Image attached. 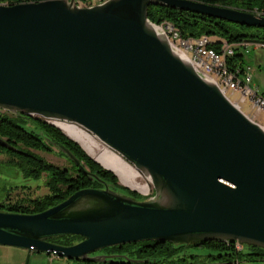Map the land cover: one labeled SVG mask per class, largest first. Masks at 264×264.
I'll use <instances>...</instances> for the list:
<instances>
[{"label":"water","instance_id":"95a60500","mask_svg":"<svg viewBox=\"0 0 264 264\" xmlns=\"http://www.w3.org/2000/svg\"><path fill=\"white\" fill-rule=\"evenodd\" d=\"M150 5L264 27V15L197 0L0 2V109L77 123L155 189L137 199L111 188L29 119L104 187L79 189L36 213L0 210V245L27 250L25 264L32 251L101 263L107 255L92 253L146 240L264 250V126L158 33ZM0 144L25 153L1 137ZM66 235L83 239L51 241Z\"/></svg>","mask_w":264,"mask_h":264},{"label":"trees","instance_id":"16d2710c","mask_svg":"<svg viewBox=\"0 0 264 264\" xmlns=\"http://www.w3.org/2000/svg\"><path fill=\"white\" fill-rule=\"evenodd\" d=\"M26 0H0L1 3L15 4ZM42 1V0H36ZM208 4L236 7L243 10L264 13V0H197ZM149 19L155 23L173 22L185 37H201L203 35L215 38L212 46L220 47L226 41L238 44L247 41L264 42V27L248 26L228 20L211 17L202 13L182 10L168 5H150ZM241 54L237 52L229 58V64L244 67L239 62ZM42 130L64 146L80 159L83 166L107 182L113 189L131 195L137 199L144 196L137 190L119 182L118 176L96 161L83 146L66 135L62 129L41 117H35ZM23 117H13L0 110V137L14 150L0 144V165L3 162L12 166L25 178L42 180L49 192L39 197L20 198L15 202H0V210L36 213L43 211L68 198L72 193L86 187H104L98 178H93L72 161L63 151L40 134V128L29 129ZM55 148L65 155L72 163L71 167H62L49 161L37 151L52 153ZM5 155V160L1 157ZM102 188V187H101ZM80 235L60 236L56 243L69 244L79 240ZM72 245V244H69ZM196 247V249L194 248ZM198 247V249H197ZM114 254H108L110 260L105 262H90L73 259L80 264H238L252 259H264V250L257 247L237 249L236 242L219 240L202 241L195 244H175L164 240H146L108 247Z\"/></svg>","mask_w":264,"mask_h":264},{"label":"rangeland","instance_id":"374dc122","mask_svg":"<svg viewBox=\"0 0 264 264\" xmlns=\"http://www.w3.org/2000/svg\"><path fill=\"white\" fill-rule=\"evenodd\" d=\"M80 6H89L100 3L99 0H77ZM215 39V38H213ZM236 52L241 54L242 65L250 68V74L253 78L251 86L253 89H257L260 94H264V45L256 42H248L247 45L243 43L236 44ZM229 98L238 103L240 108L248 114L255 121L264 126V111L258 110L252 103L250 97L243 98L240 91L229 90ZM2 112H9L8 110L0 109ZM16 114V113H15ZM42 118V117H41ZM45 119V118H43ZM50 123H54V120H49ZM55 125V124H54ZM82 127V126H81ZM83 128V127H82ZM85 129V128H83ZM87 131V129H85ZM93 135L92 132L87 131ZM67 135V134H66ZM98 142V146L95 147L96 154L108 147L103 143L96 135H93ZM85 150L86 148L83 147ZM109 148V147H108ZM88 154L90 153L86 150ZM46 159L62 167H71V161L63 154H61L57 148L52 153L37 151ZM94 157V155L90 154ZM7 157L3 155L1 159L5 160ZM99 161L105 164L107 167L115 170L119 176V182L130 188H135L140 193L143 186L149 187L151 191L154 186L149 182L147 177L136 170L130 163H128L119 153L110 149L105 155L97 157ZM45 178L42 180H36L34 178H25L21 173L15 170L9 164L3 162L0 165V202H15L20 198L26 197H39L49 192L45 185ZM155 194V193H154ZM147 197V196H142ZM247 247H251L246 245ZM112 247V246H111ZM254 247V246H252ZM256 247V246H255ZM196 249V247H194ZM261 248V247H257ZM198 249V247H197ZM115 252L108 247L99 250V254L108 255ZM27 250L8 245H0V264H25L27 259ZM29 264H80L78 261L69 259L67 257L58 256L55 253L32 251L30 255ZM219 264V263H215ZM238 264H264V259H252L238 262Z\"/></svg>","mask_w":264,"mask_h":264},{"label":"built area","instance_id":"2783aa9c","mask_svg":"<svg viewBox=\"0 0 264 264\" xmlns=\"http://www.w3.org/2000/svg\"><path fill=\"white\" fill-rule=\"evenodd\" d=\"M36 1L26 0L25 2ZM100 3L107 0H99ZM264 15V13H258ZM153 23L158 33L167 37L171 46L176 52L188 60L195 70L204 78L215 82L228 96L229 90L240 91L243 98L250 97L254 106L264 111V94H260L257 89L251 86L252 77L250 68L235 66L231 67L229 58L236 53V44L224 41L220 47L212 46L213 38L203 35L201 37H185L179 28L170 21ZM248 42H243L247 45ZM229 97V96H228ZM239 106V104L237 103ZM240 107V106H239ZM142 194L147 197L155 196V189L151 191L149 187L143 186ZM236 242L237 249L244 247L239 241Z\"/></svg>","mask_w":264,"mask_h":264},{"label":"bare ground","instance_id":"6f19581e","mask_svg":"<svg viewBox=\"0 0 264 264\" xmlns=\"http://www.w3.org/2000/svg\"><path fill=\"white\" fill-rule=\"evenodd\" d=\"M54 123L61 127L67 134H69L71 137L78 140L85 148L90 152V154L94 155L95 158L99 157L100 155H105V153L110 149L114 150L113 148L106 147L101 152L96 154V149L99 144L93 137L95 135L93 133L90 134L85 129H83L80 125L74 122L66 121V120H60V119H54ZM115 151V150H114ZM117 152V151H115ZM118 153V152H117ZM120 154V153H119ZM121 155V154H120ZM122 156V155H121ZM123 157V156H122ZM124 158V157H123ZM125 159V158H124ZM126 160V159H125ZM127 161V160H126ZM128 162V161H127ZM130 163V162H128ZM131 164V163H130ZM132 165V164H131ZM133 166V165H132ZM134 167V166H133ZM135 168V167H134ZM136 169V168H135ZM137 170V169H136ZM139 172V171H138Z\"/></svg>","mask_w":264,"mask_h":264},{"label":"flooded vegetation","instance_id":"af4514ba","mask_svg":"<svg viewBox=\"0 0 264 264\" xmlns=\"http://www.w3.org/2000/svg\"><path fill=\"white\" fill-rule=\"evenodd\" d=\"M7 114H9L10 116H13V117H16V116H18V117H22V116H24L23 117V119H25L26 120V122L27 123H25V125L29 128V129H32V130H35L36 129V124L35 123H37L38 124V121L35 119V117L36 116H26V115H23V114H20V115H18L17 113L15 114L14 112H11V111H9V112H7ZM26 117V118H25ZM28 118V119H27ZM32 120V121H34L35 123H33L32 121H30V120ZM47 121V120H46ZM110 186V185H109ZM102 188H103V186H101ZM111 187V186H110ZM112 188V187H111ZM83 239V237H81L79 240H77V241H75V242H73V243H69V244H74V243H77V242H79L80 240H82ZM51 241H53V242H56V239H51ZM69 244H66V245H69ZM95 254H99V251H97V252H94V253H92V255H95Z\"/></svg>","mask_w":264,"mask_h":264},{"label":"crops","instance_id":"0c3cea01","mask_svg":"<svg viewBox=\"0 0 264 264\" xmlns=\"http://www.w3.org/2000/svg\"><path fill=\"white\" fill-rule=\"evenodd\" d=\"M264 45V44H263ZM244 67H247V66H244ZM251 75V74H250ZM252 77V76H251ZM252 80H253V78H252ZM252 83V82H251Z\"/></svg>","mask_w":264,"mask_h":264}]
</instances>
